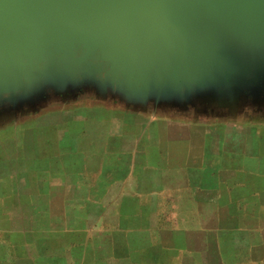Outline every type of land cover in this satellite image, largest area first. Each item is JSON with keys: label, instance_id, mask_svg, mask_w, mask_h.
Here are the masks:
<instances>
[{"label": "crops", "instance_id": "0c3cea01", "mask_svg": "<svg viewBox=\"0 0 264 264\" xmlns=\"http://www.w3.org/2000/svg\"><path fill=\"white\" fill-rule=\"evenodd\" d=\"M158 114L107 112L85 152L80 137L23 167L24 204L69 212L49 247L21 241V263L264 264V129L158 133L172 123ZM4 241L0 264H11Z\"/></svg>", "mask_w": 264, "mask_h": 264}, {"label": "water", "instance_id": "95a60500", "mask_svg": "<svg viewBox=\"0 0 264 264\" xmlns=\"http://www.w3.org/2000/svg\"><path fill=\"white\" fill-rule=\"evenodd\" d=\"M79 88L264 109V0H0V106Z\"/></svg>", "mask_w": 264, "mask_h": 264}, {"label": "rangeland", "instance_id": "374dc122", "mask_svg": "<svg viewBox=\"0 0 264 264\" xmlns=\"http://www.w3.org/2000/svg\"><path fill=\"white\" fill-rule=\"evenodd\" d=\"M44 97L35 99L33 105L0 106V229H13L12 235L7 238L0 237V246L6 242L4 239L11 242V264H23L20 262V256L24 255L20 248L22 240L30 245V249H36L37 243L49 247L53 242V231L68 225V221L63 220L68 217V206L61 213L56 205L47 203L49 200L41 204H32L29 201V205L21 201L23 184L19 181L24 180L21 178L23 167L46 164L56 151L69 153L76 138L80 137L83 139L81 149L85 152V144L92 135L103 131L98 124L107 112L117 110L125 114L140 113L148 116L153 110L150 106L145 108L121 104L109 98L107 91L94 89L60 90ZM158 115L159 119L172 122L151 129L158 133L218 132L216 128L227 125L264 129V109L256 107L223 110L189 104ZM88 133L89 140H85L84 134ZM55 163L62 162L56 160ZM7 211L12 215L9 214L5 219ZM21 229H25L26 236L21 235ZM79 239L80 237L78 242ZM1 251L2 249L0 256ZM79 253L78 250V255Z\"/></svg>", "mask_w": 264, "mask_h": 264}]
</instances>
